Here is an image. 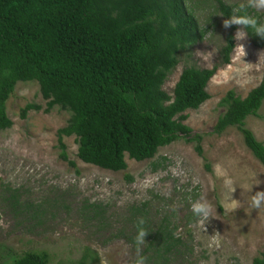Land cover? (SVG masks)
<instances>
[{"label": "rangeland", "instance_id": "rangeland-1", "mask_svg": "<svg viewBox=\"0 0 264 264\" xmlns=\"http://www.w3.org/2000/svg\"><path fill=\"white\" fill-rule=\"evenodd\" d=\"M217 1L235 8L247 3L186 0L204 38L180 53L178 66L164 86L169 93L186 68L215 66L216 74L207 86L210 98L197 110L186 111L190 136L160 148L152 160L135 162L125 156L124 171L102 170L77 158L71 137L62 140L68 161L74 163L69 166L59 158L56 135L69 114L58 108L45 114L46 102L37 83L16 85L6 102L12 126L0 131V264H11L26 252L46 254L48 264H77L82 257L86 264H134L138 255L145 257L146 264H155V259L147 258L158 245L149 244L161 226L173 230L181 245L165 255L164 263L156 264H252L254 259H264V205L258 209L251 205L252 195L264 191V168L236 128L214 133L224 112L219 102L226 93L245 98L261 82L264 48L247 35L234 39L235 49L225 65L221 51L226 35L233 28L235 36L241 26L223 28ZM251 10L264 22V9ZM28 104L41 110L21 119L20 112ZM244 126L264 145V101ZM194 135L201 137V155L187 141ZM152 163L162 167L153 170ZM217 164L232 179L234 192L216 177ZM230 197L236 200L234 207ZM197 200L211 206L202 223L191 211V203ZM141 219L147 235L145 243L136 245Z\"/></svg>", "mask_w": 264, "mask_h": 264}, {"label": "trees", "instance_id": "trees-1", "mask_svg": "<svg viewBox=\"0 0 264 264\" xmlns=\"http://www.w3.org/2000/svg\"><path fill=\"white\" fill-rule=\"evenodd\" d=\"M186 0H0V131L11 128L6 102L19 83L38 85L48 114L58 108L69 114L56 133L59 158L68 161L63 138L75 139L77 158L102 170L126 169L125 156L135 162L152 160L160 148L188 138L186 111L209 100L211 69H184L169 93L168 76L178 66L180 53L200 43L204 32ZM224 19L235 7L216 2ZM246 14L253 15L251 8ZM252 43L264 48V39L244 29ZM233 28L221 51L225 65L235 49ZM264 101L261 82L245 98L228 91L220 100L224 112L214 133L236 128L245 147L264 168V145L245 129ZM28 104L20 112H38ZM201 137L187 140L201 155ZM153 170L162 167L152 163ZM97 210L98 206H94ZM148 260L165 262V255L181 245L173 230L161 226ZM159 238V239H158ZM160 244V245H159ZM157 247V246H156ZM82 257L77 264H86ZM11 264H48L46 254L26 252ZM252 264H264L254 259Z\"/></svg>", "mask_w": 264, "mask_h": 264}, {"label": "clouds", "instance_id": "clouds-1", "mask_svg": "<svg viewBox=\"0 0 264 264\" xmlns=\"http://www.w3.org/2000/svg\"><path fill=\"white\" fill-rule=\"evenodd\" d=\"M247 8H252L256 10L264 9V0H247L246 4L241 3L238 6V8L233 9V12L234 13L239 12L243 14H239V15L234 14L229 18L224 19L222 22L223 28L227 29L231 25L241 26L237 30L235 36L233 37L237 41L243 40L246 37L247 32L243 31V29L245 28L251 29L252 33L264 39V22L258 21V19L255 16H250L246 14ZM237 48L241 51V53L245 54L242 46L237 45ZM214 173L217 178H223V184L225 188L228 189L229 192H234L235 189L232 187L233 181L230 177H228L227 172L221 167V165L217 164L214 167ZM230 199H231L230 207H234L236 204V200L232 199L231 197ZM251 205L253 208H257V209L260 208L262 205H264V191H257L255 195H252ZM191 211L193 215L198 219V221L202 223L205 219L208 218L211 212V206L207 202H201L200 200H197L191 203ZM143 224H144L143 219L138 221L137 235L134 240L136 245L145 243V236L147 235V232L145 231ZM214 242L217 243L218 245L219 239L216 238ZM134 264H146L145 257L142 255H138Z\"/></svg>", "mask_w": 264, "mask_h": 264}]
</instances>
